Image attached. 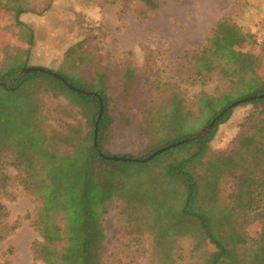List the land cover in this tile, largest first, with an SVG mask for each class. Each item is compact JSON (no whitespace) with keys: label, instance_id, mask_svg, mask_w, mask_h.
Segmentation results:
<instances>
[{"label":"trees","instance_id":"16d2710c","mask_svg":"<svg viewBox=\"0 0 264 264\" xmlns=\"http://www.w3.org/2000/svg\"><path fill=\"white\" fill-rule=\"evenodd\" d=\"M120 1V23L131 11L149 19L153 11L167 3L139 0L144 7L133 9L130 4L134 0ZM17 22L25 26L18 16ZM255 28L244 30L226 15L215 24L204 46L186 51L184 59L194 66L191 82L205 85L216 74L219 80L215 92L201 91L195 97L197 111L186 109L179 89H171L166 101L150 107V124L144 131L149 136L146 153L140 158L153 153L155 146L159 149L192 136L227 111L208 134L161 153L145 166L136 164L140 161L103 158L95 148L102 101L98 144L105 155H118L106 148L112 142L116 119L110 110L112 99L103 68L95 69L92 80L83 75L71 80L65 77L76 87L74 81L92 87L97 96L73 90L45 72L21 74L28 67L30 50L28 60L21 65L3 71L0 63V78L14 81L11 86H0V193L8 192L10 180L16 177L35 197L33 225L43 239L34 244L36 258L45 264H107L111 253L105 245L102 220L115 196L133 208L140 231L147 233L149 264L159 259L170 264L179 259L182 251L178 243L187 237L196 241L195 264H218L227 244L239 234L235 217L264 218V79L259 72V56L243 50L247 42H257ZM31 35L33 44V30ZM135 74L133 59L123 72L125 86ZM41 92L64 101L46 108ZM250 96L255 98L229 108L233 102ZM246 104H253L255 111L244 122L236 147L213 153L218 128L236 108ZM194 126L195 133L171 140L175 133ZM10 167L18 172L14 177L8 173ZM222 176L227 179L224 183H220ZM226 191L227 199L233 201L216 202ZM8 215L6 205L0 201V244L19 227L18 221H7ZM260 239L264 243V232ZM209 243L216 248L212 252L207 250ZM9 252L13 254L12 247Z\"/></svg>","mask_w":264,"mask_h":264},{"label":"rangeland","instance_id":"374dc122","mask_svg":"<svg viewBox=\"0 0 264 264\" xmlns=\"http://www.w3.org/2000/svg\"><path fill=\"white\" fill-rule=\"evenodd\" d=\"M166 1V5L153 11L149 19H142L131 11L120 23V0H0L2 70L25 63L29 50L28 67L47 68L69 80L80 75L92 80L95 69L100 66L107 73L112 99L110 110L116 119L112 142L106 148L114 154L140 158L146 153L149 136L144 131L150 124L147 120L150 107L166 101L171 89H179L184 94L186 109L197 111L195 97L201 91L215 92L219 80L216 74L205 85L191 82L194 66L184 59L186 51L204 46L212 36L215 24L226 15H231L250 32L255 26L256 31L264 24V0ZM130 7L143 8L144 4L134 0ZM17 16L25 26L18 24ZM32 30L33 44L30 43ZM243 50L259 56V72L264 79V44L251 40ZM133 59L136 76L125 86L123 72ZM0 79L7 82L4 87L14 82ZM74 83L80 89L93 91L80 81ZM39 95L46 108L64 101L48 92ZM254 111L253 104L236 108L230 119L218 128L212 152L236 147L243 124ZM196 129L194 126L179 131L171 140L195 133ZM179 146L171 149L176 150ZM158 147L152 150H158ZM157 156L136 164L148 165L157 160ZM8 173L14 177L18 172L10 167ZM226 180L222 176L220 183ZM9 183L8 192L0 193V201L7 207V221H18L19 227L0 244V264H7V261L11 264H45L33 251L35 242L43 241L33 225L37 201L24 190L18 178L14 177ZM229 188L230 184H227L226 190ZM227 191L216 202L233 201L227 199ZM108 204V212L102 220L105 245L111 253L106 263L149 264L150 240L147 233L140 231L133 208L127 207L119 196ZM242 218L240 214L235 217L239 220V234L227 244V251L218 264H264V243L260 239L264 218L257 215ZM195 243L190 237L179 242L182 255L170 264H195ZM10 247L13 254L9 252ZM215 249L213 244H208L209 252ZM162 263L161 259L156 262Z\"/></svg>","mask_w":264,"mask_h":264},{"label":"water","instance_id":"95a60500","mask_svg":"<svg viewBox=\"0 0 264 264\" xmlns=\"http://www.w3.org/2000/svg\"><path fill=\"white\" fill-rule=\"evenodd\" d=\"M32 71H41V72L48 73V74L53 75L54 77L62 80L69 88H71L73 90H76V91L81 92V93H84V94H94V95H97L98 96V93L97 92L80 89V88L74 86L69 80H67L65 77H63L60 73H58L56 71H52V70L47 69V68H43V67H33V66H31V67H25V68L22 69V72L21 73L27 74V73L32 72ZM6 85H7V82H5V81H3V80L0 79V86H6ZM254 98H255V96H250V97H247V98H243L240 101L233 102L229 106V108H232V107L236 106L239 102H247V101H250V100H252ZM226 111H227V109L223 110L209 124H207L206 126H204L203 128H201L198 132H196L192 136H189L187 138H184L183 140H180L178 142H174V143L168 144L167 146H164V147L156 150L154 153L150 154L149 156H147L145 158H132V157L119 156V155L108 156V155H105L101 151V149L99 147V144H98V124H99V122H100V120L102 118V115L104 113V104L101 101V107H100L99 115H98L97 122H96V128H95L94 145H95V148L97 149L99 155L101 157L106 158V159H109V160L147 162V161L151 160L152 158H154L155 156L159 155L160 153L167 151L168 149H171V148H173V147H175L177 145H181V144H183L185 142L191 141L192 139H196L198 137H202V136L208 134L210 132V130L213 128V126L216 124V122L220 119V117Z\"/></svg>","mask_w":264,"mask_h":264},{"label":"built area","instance_id":"2783aa9c","mask_svg":"<svg viewBox=\"0 0 264 264\" xmlns=\"http://www.w3.org/2000/svg\"><path fill=\"white\" fill-rule=\"evenodd\" d=\"M256 41L258 43L264 42V24L259 25L256 30Z\"/></svg>","mask_w":264,"mask_h":264}]
</instances>
